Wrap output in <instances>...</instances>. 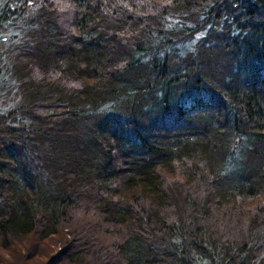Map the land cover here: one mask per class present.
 <instances>
[{
    "label": "trees",
    "instance_id": "obj_1",
    "mask_svg": "<svg viewBox=\"0 0 264 264\" xmlns=\"http://www.w3.org/2000/svg\"><path fill=\"white\" fill-rule=\"evenodd\" d=\"M0 264H264V0H0Z\"/></svg>",
    "mask_w": 264,
    "mask_h": 264
}]
</instances>
